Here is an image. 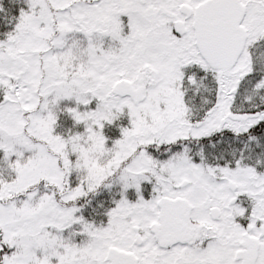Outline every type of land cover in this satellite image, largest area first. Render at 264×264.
<instances>
[{
    "label": "snow or ice",
    "instance_id": "6c2138e0",
    "mask_svg": "<svg viewBox=\"0 0 264 264\" xmlns=\"http://www.w3.org/2000/svg\"><path fill=\"white\" fill-rule=\"evenodd\" d=\"M0 264H264V0H0Z\"/></svg>",
    "mask_w": 264,
    "mask_h": 264
}]
</instances>
